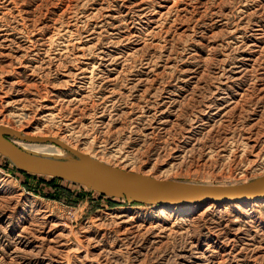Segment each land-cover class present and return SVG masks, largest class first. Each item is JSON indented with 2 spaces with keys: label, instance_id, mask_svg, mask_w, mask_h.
Wrapping results in <instances>:
<instances>
[{
  "label": "rangeland",
  "instance_id": "374dc122",
  "mask_svg": "<svg viewBox=\"0 0 264 264\" xmlns=\"http://www.w3.org/2000/svg\"><path fill=\"white\" fill-rule=\"evenodd\" d=\"M0 126L65 161L8 129L153 178H261L264 0H0ZM0 264H264V198L128 201L0 152Z\"/></svg>",
  "mask_w": 264,
  "mask_h": 264
},
{
  "label": "water",
  "instance_id": "95a60500",
  "mask_svg": "<svg viewBox=\"0 0 264 264\" xmlns=\"http://www.w3.org/2000/svg\"><path fill=\"white\" fill-rule=\"evenodd\" d=\"M11 135L30 142H51L73 152L88 163L79 164L40 156L22 149L11 141L0 126V152L21 170L46 174L75 183L111 196L125 197L136 202L156 204L187 202L241 203L264 195V176L239 185H204L159 179L96 163L88 154L76 151L56 138L20 135L8 129Z\"/></svg>",
  "mask_w": 264,
  "mask_h": 264
},
{
  "label": "bare ground",
  "instance_id": "6f19581e",
  "mask_svg": "<svg viewBox=\"0 0 264 264\" xmlns=\"http://www.w3.org/2000/svg\"><path fill=\"white\" fill-rule=\"evenodd\" d=\"M7 130V129H6ZM20 134V133H19ZM14 135H16V134H14ZM21 135V134H20ZM65 143V142H64ZM66 144V143H65ZM67 145V144H66ZM67 146H69V145H67ZM71 147V146H70ZM64 148V147H63ZM72 148V147H71ZM74 149V148H73ZM24 150L25 151H28V152H30V153H36V155L37 154H48V155H53V156H55V157H64L65 156V153L63 152V151H61V150H58V149H56V148H49V147H43V146H40V147H26V148H24ZM75 150V149H74ZM66 151V150H65ZM83 153V152H82ZM85 154V153H84ZM41 156V155H40ZM54 159H56V158H54ZM94 159V158H93ZM95 161H96V163H99V164H101L99 161H97L96 159H94ZM65 161V160H64ZM66 161H68V162H73V163H79V164H86V163H88L85 159H81V160H79V161H77V160H75V161H72V160H66ZM262 198H264V195H262V196H259V197H256V198H254V199H252V200H249V201H253V200H259V199H262ZM128 201H130V200H128ZM193 202V201H192ZM245 202H248V201H245ZM187 203H189V202H187ZM215 203H217V202H215ZM218 203H220V202H218ZM166 204H180V203H166Z\"/></svg>",
  "mask_w": 264,
  "mask_h": 264
}]
</instances>
